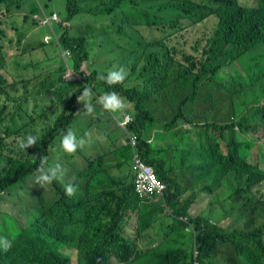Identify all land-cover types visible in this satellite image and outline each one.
Listing matches in <instances>:
<instances>
[{
    "label": "trees",
    "instance_id": "obj_1",
    "mask_svg": "<svg viewBox=\"0 0 264 264\" xmlns=\"http://www.w3.org/2000/svg\"><path fill=\"white\" fill-rule=\"evenodd\" d=\"M9 5L8 1L0 0V11L5 9L11 14ZM82 14L109 18V26L118 34L127 27L141 25L164 32L161 38L144 46L143 57L133 70L136 72L143 59L142 73L133 75L134 80H128L127 85L100 83L104 91L117 90L135 107V120L126 130L139 137L142 157L166 182L165 198L146 201L136 194L134 183L106 193L104 185H97L93 179V169L91 175L87 172L90 176L87 187L92 194L84 199L76 194L65 195L63 185L53 181L54 194L49 203L38 198L24 203L31 212L28 224L23 228L13 224L12 231L1 235L13 239V246L8 251L0 247V264H71L70 258L61 253L65 248L77 251L80 264H97L98 259L100 264H120V252L131 255L132 260L141 258L142 264H194L195 250L200 252L203 264H264V192L261 190L264 170L259 165L258 152L252 151L260 143L251 139L254 133L264 131V0H66V17L58 24L59 32L62 31L59 43L63 51L72 55L74 66L63 59L59 72L58 68L54 69L42 87L36 86L31 91L33 96L29 93L26 99H17L20 107L13 116L0 119V124H4L0 128L6 132H0V163L7 164L6 168L0 165V197L21 192L29 185L38 173L41 159L50 157L54 148L64 153V160L73 156L65 153L60 143L61 133L71 128L77 113V107L68 106V100L77 101L84 87L99 83L98 72L108 71L103 66L92 67L91 74L81 69L98 49L89 47L87 36L72 35L78 29L73 21ZM32 17V13L27 14L25 22L39 27L33 21L37 18ZM40 21L42 26H48ZM198 31L201 36L197 35ZM22 32L18 29L17 38L4 41L7 35L0 34V71L5 69L8 50L16 42L21 46ZM193 32H196L193 37H187ZM107 37L108 34L102 40L106 41ZM46 45L40 43L33 49ZM233 65L238 67L234 74L224 73ZM68 72L79 79L71 76L63 88L57 89ZM245 80H251L249 90ZM226 94H234L239 102L244 97L243 107L226 115L230 111ZM247 94L252 95L250 100L246 99ZM64 99L66 108L59 110L51 124L39 131L37 145L13 155L19 141L24 139L26 120L40 118L49 104ZM228 101L236 105V101ZM194 115L199 120L193 119ZM154 126H160L159 131L169 141L160 150L148 142L150 127ZM238 134L243 136L242 141L238 140ZM6 146L11 149L10 154H6ZM174 157L191 164L194 181L181 182L180 175H172L170 163ZM84 175H74V179ZM67 179H72V174L66 171L64 180ZM172 180L181 182L174 193L170 192ZM220 186L225 187V193ZM96 190L102 193L97 195ZM186 190H192L195 195L202 190L215 194L208 211L192 217L182 201ZM229 197L231 207H222L218 212L221 221L209 222L205 215L212 212V204L221 206ZM120 207L126 210V216L138 212V234L153 229L157 223L143 218L140 212L143 208L157 215L166 209L188 218L190 223L164 216L172 221L165 229L173 234L183 235L191 230L192 259L188 258L187 250L167 247L165 235L163 244L141 250L136 240L124 237L125 224L119 225L112 213ZM230 212L238 222L242 221V227L235 223L228 229L221 226ZM166 236L170 240L168 233ZM221 247L225 250H219Z\"/></svg>",
    "mask_w": 264,
    "mask_h": 264
},
{
    "label": "rangeland",
    "instance_id": "obj_2",
    "mask_svg": "<svg viewBox=\"0 0 264 264\" xmlns=\"http://www.w3.org/2000/svg\"><path fill=\"white\" fill-rule=\"evenodd\" d=\"M39 5L43 3V0H38ZM91 4L92 5H95ZM98 4V3H97ZM51 10H57L62 14V17H66V0H52L49 3V8L47 9L48 12ZM46 11V12H47ZM60 20L62 21L61 15L58 13ZM37 19L33 20L36 21L39 25L40 32L43 36H50L51 41L41 49H33L34 43L37 42L40 39V35L34 31V27L26 26L24 28L23 38L20 41L21 44V50L17 52L16 46L9 49L6 56V65L5 69L0 71V76H3V80H0V119L3 117L5 119L11 117L14 115V113L17 111V108L20 107L19 102H17V99L20 97L21 99H26L28 94L29 96H33L31 94V91L37 86L42 87L46 83V76L55 71L54 69L58 68L59 72V66L62 63V57L68 61V63L71 62V66H74L73 60H71L72 55L68 52H64L61 50L58 39L60 37L59 33L52 35L51 31L47 27H41V21L40 17H36ZM19 20L18 18L16 19ZM43 21H45V18L43 17ZM60 23V22H59ZM57 23V24H59ZM73 23L78 25V34L84 35L89 38V47L90 46H97V50L93 52L92 59L90 62L84 64L82 66V71H85L87 74L92 73V67H105L107 70L109 69H115L124 67L128 70V77L124 82H127L128 80H134L136 77L133 75L135 74H141L142 73V67L144 64V61L142 59V65H140L136 72H133L134 65L139 62V59L143 57L144 54V46L147 43L153 42L154 40H157L161 38L164 35V32L155 29L154 27H148L145 25H141L138 27H127L126 31H124V34H116L113 29L109 26L110 19L106 17H102V15H98V17H78L76 18ZM0 25L4 26V32L7 33L8 38H15L16 34L15 31L11 28V20L7 17V14L5 10L0 11ZM54 29L56 30V24L54 25ZM196 32H193L192 34H187V37L191 38L195 35ZM106 41L102 40V37L107 35ZM72 35H77V31H72ZM198 36H201L202 33L198 31ZM198 36L194 37L196 39ZM3 39L2 41H4ZM142 43V44H140ZM60 48V49H59ZM238 67L236 65H233L229 67L228 69L224 70V73H230L234 74L237 71ZM71 72H68L69 74ZM71 76H74L76 80L79 79L78 75H73L71 73ZM251 80H245L246 88L249 90ZM59 93H61V90H59ZM226 101L230 107V111L226 113L228 115L231 111H237L239 108L243 107L242 101L245 100L242 97L241 101L239 102L236 99V96L234 94H226ZM252 95L247 94L248 100H250ZM68 99V98H66ZM63 101L52 102L48 106L47 112L41 116L40 118H37L35 120H26V128L23 132V138H25L28 134L36 135L39 138V131L43 129L48 124H51L54 117L57 115L59 110L61 111L62 108H66L67 104ZM262 99V98H260ZM228 100L236 101V105L232 106V103ZM68 102L72 104V100L69 99ZM33 102H31V105ZM128 108H130V112L132 114L135 113V107L132 105V103L127 102L125 103ZM70 107V106H69ZM21 111V108H20ZM129 112L127 108L123 111H119V113H125ZM200 115V108L198 107L197 116ZM193 119H198L195 115L192 116ZM204 121V120H203ZM124 127L127 125L125 123H122ZM0 127H4V124H0ZM3 128H0L1 133H6ZM214 135L220 137V133L218 131L213 130ZM129 134V133H128ZM130 135V134H129ZM254 136L251 139H255L258 143H260V147L254 148L252 151L258 152V162L261 167V169L264 170V131L260 130L257 133L253 134ZM237 138L239 141L243 140V136L241 134L237 135ZM148 142L151 144L152 141L148 139ZM56 143L58 141L56 140ZM162 144L165 143V141L161 142ZM6 154L11 153V149L6 146ZM20 148L19 145L16 146V151L13 152V155L19 154ZM163 153V152H162ZM160 153V154H162ZM63 152L58 149L54 148V151L48 157L47 164L48 165H54L58 163V161H61L60 164L63 165L66 161L62 158ZM71 156H68V159ZM251 162H254L253 158H250ZM2 167H7L6 162L0 163ZM170 166L172 167V175L178 176L180 175L181 182H189L194 181L193 177V171L191 170V164L184 163L179 157H174L172 159V162L170 163ZM66 169V168H65ZM108 183L110 186L109 188H103L104 192H111L114 189L119 190V185L117 183H114L112 180ZM181 182H177L172 180L171 181V187L170 192L174 193L177 192L178 186ZM201 186V185H199ZM198 188V187H197ZM221 191L225 193V187L220 186L219 187ZM261 190L264 192V185L262 186ZM28 191V194L25 192ZM22 194L18 195H5L4 198H0V232L4 226H9L6 223V218L11 216L14 218L20 226H25L27 222L28 215L25 213H22L21 210H26V207L22 204L28 203V201L38 198L43 203L48 204L49 201L53 197V191L50 185H45L41 187L40 185H37L35 183V178L30 180L29 185H25V187L21 190ZM220 192V191H219ZM189 196L185 201H183V204L186 205L189 209V213L192 217L197 218L208 211V208L211 204V201L214 199L215 194L211 195L208 192L201 191L197 193V195L194 194L192 190H186L182 198ZM165 198V197H164ZM163 198V199H164ZM162 199V198H159ZM159 199H153L154 201H158ZM120 198L117 199L119 201ZM163 207H166V204H163ZM222 207L224 209H229L231 207V198L224 200L223 203L220 205H216V203L212 204V212L207 213L206 219L209 222H213V224H216L221 221V217L218 214V212L222 211ZM125 209L123 207H120V209L116 208L113 213V215L117 216L118 224L120 225L122 222H124V237L128 240H136L140 248H144V234L139 233L138 234V228H139V214L138 212L135 214L134 219H131V226H128L126 228V221L127 217L125 215ZM143 218L146 219H152L153 223L161 221L164 216H170L174 219H182L180 215L173 211L164 210L162 214H158L154 211H147L144 208L140 211ZM136 219H137V227H136ZM186 221L189 222L188 218H185ZM190 223V222H189ZM236 224L237 227H242V221L238 222L233 213H229L228 217L222 221V227H225L226 229L230 228L231 225ZM196 235H199L200 231L196 228ZM191 231L189 233H185L183 235L179 234H173L168 229L160 228L156 230V234L159 236H164V241L169 244L167 247L171 248H182L184 250H187L190 254L192 252V242H191ZM168 233L169 239L167 240L166 234ZM128 237V238H127ZM131 238V239H129ZM219 250L223 251L225 250V247L219 248ZM77 251L75 249H62L61 253L64 256L72 257L73 253H76ZM218 256V255H217ZM221 259V262H223V257L219 256ZM190 260L192 259L191 254L188 257ZM120 264H142L143 260L141 258H137L135 260H132L131 255H123L121 252L118 256ZM116 261V258H114ZM78 264L77 260L76 263Z\"/></svg>",
    "mask_w": 264,
    "mask_h": 264
},
{
    "label": "crops",
    "instance_id": "obj_3",
    "mask_svg": "<svg viewBox=\"0 0 264 264\" xmlns=\"http://www.w3.org/2000/svg\"><path fill=\"white\" fill-rule=\"evenodd\" d=\"M6 1L10 3L9 8L11 14L6 12L5 9L3 10H5L7 17L11 20V28L15 31L16 34L15 38H17L18 29L20 31H24V28L26 26H31L29 22L27 23L25 22L24 18L26 17L27 14L32 13L33 15L32 18H34L37 17V15H39V17H42V15H47V17H50V15L54 13L57 14L59 13L62 17V14L57 10H51L50 12L47 11V9L49 8V3L52 0H43V3L41 5H39L38 0H6ZM81 17H92V15L82 14ZM17 18L19 19L18 21L16 20ZM55 24H56V30L54 29ZM75 25L78 26L76 23ZM4 26L5 25H0V34L4 32L3 31ZM40 26L49 28L53 36L54 34L59 33L60 35L62 33V31L59 32L57 23L48 26H42V25ZM34 31L40 35V39H41L39 43L35 42L34 46H38L40 43L48 44L51 41V37L43 36L38 27H35ZM73 31H77V35H79L78 29ZM4 33L7 35L6 32ZM122 34H124V32ZM7 38L8 35L3 39H7ZM15 46L17 52H19L21 50V46H19L17 42L15 43ZM38 49H41V47ZM63 59L64 58L62 57V60ZM47 78L48 75L46 76L45 79ZM66 81L67 80H64V83L60 84L57 89L63 88L66 84L65 83ZM100 82L101 81H99L98 84L94 82L92 87H89L92 89L93 93L95 94L92 99V102L94 104L96 102V97H99L103 95L104 92H106L104 91L103 84ZM123 83L124 85H127L129 81ZM110 91L117 92L125 103L128 102L117 90L111 89ZM67 104L68 106L71 107L73 104L74 108L77 107V113H75L74 118L72 120L71 129H73L77 133L78 137H83L86 132H90L92 134V138L90 142L87 143L82 149H78V151L75 154H73V156L67 159L66 166L65 164H63V167L66 168V171L72 174V179L64 180V182L72 183L77 186V191L75 193L76 197H78L79 199H84L92 194L91 189L87 187L90 177L89 175H87V172H89L91 175L92 169L95 170L93 179L95 180L97 185L100 186L104 185L103 188L110 187L108 185V183L111 182L110 180H112L114 183H117L116 180L120 181L121 182L120 184L117 183V185H119V189L121 186L125 184L134 183V173L132 170L133 150L130 144V136L128 134V131L122 125V123H124L128 117L132 119L131 123L135 120L134 114L130 112V108H128L126 105V108L129 112H125V113H119V111L115 113L110 111H104L102 114L99 115L97 113L88 115L83 110V102L80 103L77 100L74 101L72 104H70L69 102ZM99 111L100 110L97 109V112ZM159 129L160 126L150 127V132H149V139L152 141L151 145L154 146L155 150L156 149L160 150L162 149V147L167 146V144L169 143V141L165 139V135H163L159 131ZM101 138L104 139L102 140ZM162 141H165V143L162 144L161 143ZM81 174H85V175L79 178V180L74 179V175H76V177H79V175ZM104 174L105 175L107 174L105 178H104ZM185 185L188 187V184ZM94 193L99 195L102 193V190H96ZM188 197L189 196L187 197L183 196L182 198L183 201H185V199H187ZM106 213L108 212H103V214ZM134 218H136L135 213L130 212V215L127 217L126 228L132 225L131 219ZM104 222L105 223L108 222L107 218H104ZM171 223L172 221L170 219L163 218L161 221L155 224V227L153 229H150L145 233H143L145 246L144 248H140V249L149 250L150 248H155L157 245L163 244L162 236L157 235L156 230L160 228L165 229L167 225ZM75 224L81 227L79 223L75 222ZM136 227H137V219H136ZM189 231L191 230H188L187 232Z\"/></svg>",
    "mask_w": 264,
    "mask_h": 264
},
{
    "label": "clouds",
    "instance_id": "obj_4",
    "mask_svg": "<svg viewBox=\"0 0 264 264\" xmlns=\"http://www.w3.org/2000/svg\"><path fill=\"white\" fill-rule=\"evenodd\" d=\"M62 21H60L61 23ZM60 37L58 39V44L60 46ZM61 48V46H60ZM62 50V48H61ZM63 51V50H62ZM71 73L67 74L65 76V79L71 78ZM128 77V70L124 67L115 68V69H109L106 73L104 72H98L97 73V80L104 81L109 86H113L116 84H122L126 78ZM94 93L91 88L84 87L82 94L77 97V100L81 103L83 102V110L86 114L91 115L93 113L102 114L104 111H110V112H118L123 109H125L126 104L124 100L121 98V96L115 92V91H106L103 93V95L96 97L95 104L92 102V99L94 97ZM97 109L100 111L97 112ZM129 125V124H128ZM92 138V134L90 132H86L83 137H78L77 133L71 129L68 128L65 132L61 133V148L63 151L67 154H75L78 149H82L87 143L90 142ZM102 140L104 138H101ZM38 143V137L33 134H28L24 139L19 141V148L22 150H26L30 147H33L37 145ZM38 175L35 177V183L37 185H40L41 187L45 185L52 184L53 181L60 182L65 191V195L71 197L75 195L77 191V186L72 183H65L64 177L66 174V169L61 165L60 163H56L54 165H48L46 158L41 159L40 166L37 169ZM22 194V192H18L14 195ZM5 195L10 194H4L0 198H4ZM159 199V198H158ZM163 199V198H162ZM153 199H150L148 201H152ZM26 210H21L22 213H25L28 215L27 222L25 226L28 224L29 218H30V210L27 208V206L24 204V201L22 203ZM185 222H188L185 220V218H182ZM6 223L9 225L4 226L0 232V247H2L5 251H8L13 246V239H10L6 236H1L3 233H7L12 231L13 224L16 227L23 228L25 226H20L18 222L9 216L6 218ZM69 257V256H66ZM71 260V264H75L76 260L79 263L78 253H73L72 257H69ZM97 264H100L99 259L97 260Z\"/></svg>",
    "mask_w": 264,
    "mask_h": 264
},
{
    "label": "built area",
    "instance_id": "obj_5",
    "mask_svg": "<svg viewBox=\"0 0 264 264\" xmlns=\"http://www.w3.org/2000/svg\"><path fill=\"white\" fill-rule=\"evenodd\" d=\"M43 17L45 18L44 22L48 25L59 23L61 21L57 13L52 14L50 18L47 17V15H42V17H40L39 19L43 20ZM131 121L132 119L128 117L124 123L128 126ZM129 136L130 144L133 150L132 170L134 173V185L136 194L142 199H146V201L150 199L164 198V194L167 189L166 182L158 175L155 168L151 164L147 163L142 157L141 149L139 146V137L132 134H130ZM194 254V264H203L200 260V252L198 250H195Z\"/></svg>",
    "mask_w": 264,
    "mask_h": 264
}]
</instances>
